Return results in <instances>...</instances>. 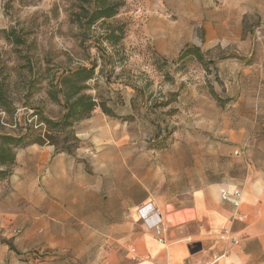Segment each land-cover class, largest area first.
<instances>
[{
    "label": "rangeland",
    "instance_id": "rangeland-1",
    "mask_svg": "<svg viewBox=\"0 0 264 264\" xmlns=\"http://www.w3.org/2000/svg\"><path fill=\"white\" fill-rule=\"evenodd\" d=\"M118 1L113 17L85 30L75 19L87 0H0V134L33 132L70 154V169L107 168L109 189L117 186L125 199L178 193L250 166L264 171V0ZM80 67L94 68L93 78L69 74ZM67 78L87 85L82 93L99 105L63 130L44 117L63 119ZM21 162L0 181V245L13 251L23 228L11 223L21 218L11 205L38 198L18 183L37 160ZM116 170L123 176L116 179ZM65 229L55 223L53 238L61 230L74 240Z\"/></svg>",
    "mask_w": 264,
    "mask_h": 264
},
{
    "label": "crops",
    "instance_id": "crops-1",
    "mask_svg": "<svg viewBox=\"0 0 264 264\" xmlns=\"http://www.w3.org/2000/svg\"><path fill=\"white\" fill-rule=\"evenodd\" d=\"M30 156L37 160L35 172L22 169L26 180L18 183L29 186L27 195L35 193L38 198L11 205L21 211V218L11 223L19 222L23 230L14 238L17 251L0 245V264H264V171L260 168L250 166L241 175L216 177L170 195L154 196L147 190L142 198L125 199L117 186L109 189L107 168L93 175L85 168L70 169V154L49 143L20 149L16 161L27 157L21 165L28 166ZM121 176L116 170L114 177ZM139 183L136 175L137 188ZM58 191L66 196L53 200ZM235 191L241 194L237 208L223 198L225 193L236 198ZM98 192L99 202L92 203ZM148 203L162 212L164 242L138 213ZM55 223L65 226L74 240L61 230L59 239L53 238ZM79 226L85 234L82 249L76 247ZM226 231L231 237L223 239ZM50 248L58 255L43 254Z\"/></svg>",
    "mask_w": 264,
    "mask_h": 264
},
{
    "label": "trees",
    "instance_id": "trees-1",
    "mask_svg": "<svg viewBox=\"0 0 264 264\" xmlns=\"http://www.w3.org/2000/svg\"><path fill=\"white\" fill-rule=\"evenodd\" d=\"M87 1L89 2V5H87V7L82 6V12L79 14L76 13L77 17L75 19L79 26L85 28V30L91 29L100 20H106L113 17L121 6V3H119L118 0ZM103 38L112 42L113 34L107 33ZM189 54H193L199 61H203V55L197 47H192L189 50ZM94 72V68L80 67L74 71H70L69 74L86 82L93 78ZM67 80H69L70 84L67 85V89L62 91L66 99V113L63 119L61 121H55L44 117L46 123L50 127L61 126L63 130L73 126L74 120L83 116H88L96 106L99 105L91 94L82 93L83 90L89 88L87 85H80V83L71 82L69 78H67ZM100 106L105 112H107L104 104L101 103ZM33 136V132H26L21 135H12L8 133L0 134V181L10 176L11 168L16 164V155L19 148H24L35 143L43 145L42 142L38 141V136Z\"/></svg>",
    "mask_w": 264,
    "mask_h": 264
},
{
    "label": "built area",
    "instance_id": "built-area-1",
    "mask_svg": "<svg viewBox=\"0 0 264 264\" xmlns=\"http://www.w3.org/2000/svg\"><path fill=\"white\" fill-rule=\"evenodd\" d=\"M235 196H237L236 198H231L228 194H224L223 198L230 200L235 207H239L240 205V192L239 191H235L234 193ZM138 213L140 215V217L144 220V222L146 223L147 227L154 229L156 234H157V238L159 241L164 242V237H163V215L162 212L155 207L152 203H148L146 205H143L141 207L138 208ZM223 239H227L231 237V233L229 231H226L222 236ZM232 240H234L235 242H237V238L232 237ZM183 264H192L191 262H185Z\"/></svg>",
    "mask_w": 264,
    "mask_h": 264
}]
</instances>
